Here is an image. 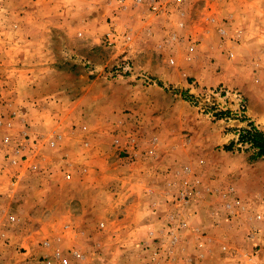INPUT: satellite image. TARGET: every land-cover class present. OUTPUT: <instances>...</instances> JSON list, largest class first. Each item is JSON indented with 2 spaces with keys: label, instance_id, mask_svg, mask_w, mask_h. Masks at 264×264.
I'll return each mask as SVG.
<instances>
[{
  "label": "rangeland",
  "instance_id": "rangeland-1",
  "mask_svg": "<svg viewBox=\"0 0 264 264\" xmlns=\"http://www.w3.org/2000/svg\"><path fill=\"white\" fill-rule=\"evenodd\" d=\"M263 16L264 0H0V150L24 142L21 97H32L52 125L46 154L65 163L96 149L109 191L131 196L75 223L85 231L69 229L79 239L66 258L36 264H264V157L238 141L249 125L264 132ZM26 81L36 95L21 83L16 111ZM65 112L72 152L53 134ZM53 170L29 179L21 223L41 203L75 204L82 185Z\"/></svg>",
  "mask_w": 264,
  "mask_h": 264
},
{
  "label": "crops",
  "instance_id": "crops-1",
  "mask_svg": "<svg viewBox=\"0 0 264 264\" xmlns=\"http://www.w3.org/2000/svg\"><path fill=\"white\" fill-rule=\"evenodd\" d=\"M105 8L108 7L105 6ZM63 12L66 11L63 10ZM62 20L63 24L61 26L65 29L66 24L69 23V20L71 19L63 17ZM29 78L33 80V77ZM31 80L29 81L31 82ZM27 81L16 83L15 86H20L13 89V91L16 90L18 92V95L13 92L14 98L16 99H14V102L12 101L13 103H10V106L13 109L15 108L16 111L20 110L17 107V102L20 101V94L22 92L20 89V87H22L21 83H24L27 87V92L30 93V96L36 95L34 94L35 91H32L33 89H31L34 85L28 84ZM34 84L37 85V82ZM21 98L24 99L22 101H25V103H23L25 108H21V110H24L25 117L27 116L30 119V126L28 131H26L27 134L30 135L31 138L35 137L36 139L37 137H40L43 139H41V142L36 145V149L30 150L28 148L22 152L19 151L20 155H27L23 162L12 164L9 159L0 158V261L7 259L9 260V264H36L35 261L39 258H54L53 256L55 252L59 251V253H64L66 251V246L74 245V241L76 242V239L79 238H73L72 234H69V229L71 231L74 230L76 236H81L85 230L77 225L82 224V227H88L90 224L89 217L91 215H95L97 211L107 214L114 204L119 203L118 200H124L131 196L126 197L123 193L122 196L119 195L116 198L115 193L109 191L108 186H106V181L110 177L108 173L109 168L102 165L104 163L100 158V153L96 149L88 152V155L85 156L86 158L84 160L82 159L78 161L72 159L65 163L58 159L57 161H54V156L51 154L52 152L46 154V151H53L52 149H47L48 145H43V140H45L52 131V125L46 124V111L38 112L37 115L34 114L29 103L32 97L30 99ZM22 101H20V103H22ZM64 115H68V113H63L62 116L59 117L60 122H57L58 120H56L55 122L57 124L55 122L53 124V128L56 129V132L53 134L59 133L62 140L60 146L58 145L56 147V150L60 149V151H62V149L67 148L71 152L72 149L76 151V144H74L77 141L76 136H74L76 130L72 131L70 121L64 122L68 118L71 119V116L65 117ZM55 125L58 126L55 127ZM59 129H61L62 132H65H59ZM19 135H21V133H19ZM13 139L16 141L18 140V137L15 136ZM16 147L17 144L14 142L10 148L5 149L6 151L11 152L13 149L15 150ZM0 151L2 152V155L5 154L4 151ZM52 167L54 170L58 168L61 178L59 180H61L64 185L66 183L69 184L70 187L74 186L76 188H79L80 184L82 185V189L78 191L74 190L69 198L75 199V204H71L67 206V208L64 207L61 209V207H63L61 205L63 204L60 200H52L54 202H49V204L47 202L44 204L41 203L40 207L38 206V208L35 207L32 209V211L37 210L36 213H34L38 218L35 220V223L33 225L23 224L24 220L21 223L20 216L22 214L28 216L30 213L24 209L23 205V201L27 194L26 186L29 179L34 178L35 175L47 176L48 172L52 171ZM58 171H56V173H58ZM52 177V175H49L50 182H53ZM59 184L61 186V182H59ZM85 188H90L93 193L91 191L85 193V190H83ZM55 196L57 199H62L61 191L57 190ZM133 200H135V198ZM141 203L142 202L138 200L137 206ZM133 205V203H130L125 211L128 212L129 210V213H133L135 211V208L132 207ZM61 210L64 211V216L67 217H65V219H55V216L63 213ZM142 212H145L144 208ZM41 215H45V217L41 218ZM69 216H71V219ZM69 223H72V225ZM219 227H221V225ZM50 237L53 239V242L52 240H47ZM43 240L50 242V245L47 247L43 246ZM38 241L41 242L40 247ZM61 253V258H66L64 257L65 254Z\"/></svg>",
  "mask_w": 264,
  "mask_h": 264
},
{
  "label": "built area",
  "instance_id": "built-area-1",
  "mask_svg": "<svg viewBox=\"0 0 264 264\" xmlns=\"http://www.w3.org/2000/svg\"><path fill=\"white\" fill-rule=\"evenodd\" d=\"M133 1V4L134 5H138V4H140L141 2H143V0H132ZM179 1H181V0H179ZM121 2L124 4V2H125V0H121ZM149 8L153 11V12H157L158 10H159V5L156 3V2H151V4L149 5ZM123 37V39H125V40H129L130 39V37L129 36H127L126 34L125 35H123L122 36ZM23 140H24V142L22 143V144H17V147H16V149L14 150H12L11 152H10V155L8 156V159H9V161H10V163H12V164H16V163H20V162H23V160L24 159H26V154H22V155H20L19 153V151H23V150H26V149H30V150H33V149H36V145L37 144H39L40 143V141H39V139L37 138V139H35V138H31V137H29L27 134H25L24 133V135H23ZM7 142H8V140L7 139H5V141H4V143L5 144H7ZM43 246H49L50 245V242H48V241H44L43 243ZM72 255H73V257L74 258H83L79 253H77V252H73L72 253ZM54 258H61V256H60V253L59 252H55V254H54V256H53Z\"/></svg>",
  "mask_w": 264,
  "mask_h": 264
},
{
  "label": "trees",
  "instance_id": "trees-1",
  "mask_svg": "<svg viewBox=\"0 0 264 264\" xmlns=\"http://www.w3.org/2000/svg\"><path fill=\"white\" fill-rule=\"evenodd\" d=\"M242 144H249L255 151L251 159H258L264 157V132L249 125V128H244L239 133V140ZM232 145L226 147V150H231Z\"/></svg>",
  "mask_w": 264,
  "mask_h": 264
}]
</instances>
